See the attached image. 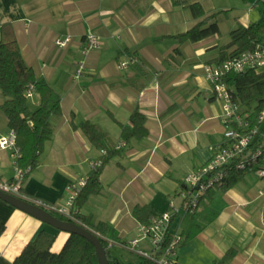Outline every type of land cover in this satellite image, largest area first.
<instances>
[{"label":"crops","instance_id":"1","mask_svg":"<svg viewBox=\"0 0 264 264\" xmlns=\"http://www.w3.org/2000/svg\"><path fill=\"white\" fill-rule=\"evenodd\" d=\"M194 2L205 15L218 13L220 33L179 45L172 36L200 20L188 9ZM260 8L257 0H0V24L12 25L24 62L61 97V116L49 118L53 133L24 177L23 192L51 204L64 202L69 182L86 175L89 162L99 156L71 119L76 125L86 120L97 124L118 145L123 141L114 119L130 124L137 107L146 118L147 136L120 147L100 173L99 192L74 204L80 214L112 227L116 241L110 251L118 263L141 264L127 247L139 223L133 209L148 206L162 212L172 202L179 220L174 229L175 218L171 221L170 230L182 237L179 264H216L228 253L222 264H264V177H248L254 171L247 170L225 190L215 185L192 213H184L180 194L184 177L210 160L223 133L221 103L204 66L216 64L212 60L229 32L256 22ZM87 32L103 45L86 55L85 72L75 77ZM62 36L72 37L65 48L54 44ZM130 56L137 61L118 68ZM5 99L0 92V137L11 131L1 108ZM36 100L33 94L31 108ZM14 167L13 151L0 148V179L10 180ZM0 220L5 226L0 264H13L41 230L54 235V253L69 236L1 199ZM141 245L148 248L146 241Z\"/></svg>","mask_w":264,"mask_h":264},{"label":"trees","instance_id":"2","mask_svg":"<svg viewBox=\"0 0 264 264\" xmlns=\"http://www.w3.org/2000/svg\"><path fill=\"white\" fill-rule=\"evenodd\" d=\"M127 1L135 4L140 0ZM257 1L261 2L260 18L246 26L238 24L233 28L228 34V42L219 46L218 54L212 63L218 64L229 57L251 50L258 44L264 45V0ZM188 9L193 18L200 20L189 29L172 36L179 45L197 42L220 33L217 23L218 13L205 15L198 2L189 4ZM175 50L179 51V48ZM222 80L232 91L234 102L252 109L253 117L257 116L264 100V72L248 68L242 72H228ZM29 87H33L34 94L37 96L35 108L29 106L30 98L25 96V91ZM0 92L6 98L1 108L7 120V127L15 134V150L18 154L15 165L30 170L36 165L39 155L53 133L49 118L61 116V97L43 77L36 76L33 69L24 62L12 25L8 22L0 24ZM109 116H111L110 113ZM114 121L120 127V138L124 143H128L131 139H141L148 134L146 118L137 107L129 116L130 124L120 123L115 119ZM71 124L73 127L80 128L91 145L99 150L98 158L101 161L100 165L91 168L86 174V183L78 191L74 200V204L78 205L84 203L90 195L99 192L100 173L104 165L118 155L120 149L111 143L106 133L97 124L86 120L76 125L72 119ZM100 150H104L105 153L101 155ZM243 172H229L227 177L217 185L225 190L237 182ZM26 196L28 199L25 201L36 205L31 200L33 196L28 194ZM38 206L45 210L43 206ZM168 209L169 207L166 210ZM45 211L61 220L71 221L54 211ZM161 213L148 206H136L132 211L133 217L139 223H148ZM174 216L175 214L172 215L171 221ZM74 217L78 224L91 230L99 238L108 263L119 264L108 246V240L116 241V234L112 227L101 221L95 222L92 216L82 215L79 212L74 214ZM4 229V223L0 220V234ZM53 240L54 235L41 230L34 239L24 245L19 255L14 258L13 264H100L94 245L86 238L69 233L61 250L57 253L50 250ZM230 255L231 253L225 254L216 264H222Z\"/></svg>","mask_w":264,"mask_h":264},{"label":"built area","instance_id":"3","mask_svg":"<svg viewBox=\"0 0 264 264\" xmlns=\"http://www.w3.org/2000/svg\"><path fill=\"white\" fill-rule=\"evenodd\" d=\"M71 42V36L57 37L54 40V44L59 48H65ZM102 45L103 41L94 33L87 32L83 36L82 58L77 61L75 77L85 72L86 55L91 51L99 50ZM136 61L134 56H130L127 60L119 62L118 68H126ZM262 67H264V45L260 44L218 64L204 66V75L212 87L215 98L221 103L219 119L223 125V133L221 140L212 146L210 160L199 170L190 172L184 177V187L180 193L184 213H192L197 208L200 198L210 188L222 182L229 172L249 170L254 171L260 177H264V100L262 109L257 116L253 117L252 109H247L234 102L232 91L222 80L228 72H242L248 68L261 71ZM33 94V87H29L25 91L27 98L32 97ZM124 145L125 143L121 142L116 145V148ZM0 148L11 149L15 159L18 157L13 131L0 137ZM104 153V150H100L101 155ZM100 163L101 161L97 157L89 162V167L90 169L95 168ZM27 171L29 168L22 169L15 165L14 174L10 180L0 179V191L24 201L28 199L22 190ZM86 180L87 175H84L69 182L67 197L62 203L51 204L36 197L31 200L36 204L35 206L41 205L45 210L54 211L77 223L74 214L78 213V210L74 206V200L78 191L85 185ZM259 194L261 195L262 192ZM169 204L168 210L162 211L158 217L150 222L138 223L136 236L127 242L128 249L137 255L141 264H179L177 250L182 237L170 230L171 217L176 214L177 208L173 206L172 202ZM142 241H146L148 248L141 245ZM112 243L111 240H108L109 247Z\"/></svg>","mask_w":264,"mask_h":264},{"label":"water","instance_id":"4","mask_svg":"<svg viewBox=\"0 0 264 264\" xmlns=\"http://www.w3.org/2000/svg\"><path fill=\"white\" fill-rule=\"evenodd\" d=\"M0 199L37 217L41 221L51 225L56 229L66 231L68 233L77 234L86 238L94 245L99 263L109 264L105 256L104 248L102 246L101 241L91 230L87 229L86 227L72 221H65L56 218L52 214H50L49 212L45 211L44 209L38 206L32 205L29 202H26L13 195L3 193L1 191H0Z\"/></svg>","mask_w":264,"mask_h":264},{"label":"rangeland","instance_id":"5","mask_svg":"<svg viewBox=\"0 0 264 264\" xmlns=\"http://www.w3.org/2000/svg\"><path fill=\"white\" fill-rule=\"evenodd\" d=\"M223 13V12H222ZM226 23H229V22H226ZM225 24H222V28H223V30H225V27L226 26H224ZM253 175L255 176V175H257V174H255V172L253 173H251V174H248V177H253ZM258 176V175H257ZM175 218V217H174ZM173 218V219H174ZM178 220H179V216L178 217H176L175 219H174V223H173V225L171 226V228L172 229H174V225L178 222Z\"/></svg>","mask_w":264,"mask_h":264}]
</instances>
